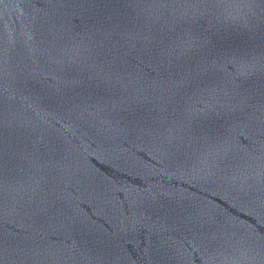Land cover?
<instances>
[{
    "label": "water",
    "instance_id": "obj_1",
    "mask_svg": "<svg viewBox=\"0 0 264 264\" xmlns=\"http://www.w3.org/2000/svg\"><path fill=\"white\" fill-rule=\"evenodd\" d=\"M0 264H264V0H0Z\"/></svg>",
    "mask_w": 264,
    "mask_h": 264
}]
</instances>
